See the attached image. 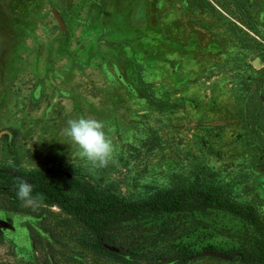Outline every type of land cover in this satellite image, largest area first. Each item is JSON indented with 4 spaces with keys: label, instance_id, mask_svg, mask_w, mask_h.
I'll use <instances>...</instances> for the list:
<instances>
[{
    "label": "rangeland",
    "instance_id": "rangeland-1",
    "mask_svg": "<svg viewBox=\"0 0 264 264\" xmlns=\"http://www.w3.org/2000/svg\"><path fill=\"white\" fill-rule=\"evenodd\" d=\"M260 96L264 0H0V168H57L126 200L217 188L264 220V133L249 109ZM81 117L104 125L105 168L63 132ZM0 217L17 229L0 228L2 264H246L202 249L242 253L258 235L218 209L170 215L124 256L58 205L0 190ZM182 246L200 254L178 260Z\"/></svg>",
    "mask_w": 264,
    "mask_h": 264
},
{
    "label": "trees",
    "instance_id": "trees-1",
    "mask_svg": "<svg viewBox=\"0 0 264 264\" xmlns=\"http://www.w3.org/2000/svg\"><path fill=\"white\" fill-rule=\"evenodd\" d=\"M251 105L249 109L251 107V112L257 115L259 127L264 133V96L256 98ZM0 173L7 178L0 183L2 193L20 201L16 195V185L21 179L27 181L33 185L32 195L38 197L36 201L58 205L77 217L95 236L94 245L104 251L132 256L138 248L135 244L143 240L141 232L138 233L142 225L165 216L193 215L218 209L239 216L256 229L258 235L251 238L241 251L242 261L246 264H264V220L254 207L231 199L217 188L176 186L145 199L126 200L113 193L103 194L94 189L91 183L72 178L57 168L31 172L0 168ZM170 225L168 219L160 230L168 232ZM108 245L117 247L119 251L111 250ZM205 250L216 249L208 246L202 249ZM178 252V260L200 254L188 246L180 247Z\"/></svg>",
    "mask_w": 264,
    "mask_h": 264
},
{
    "label": "clouds",
    "instance_id": "clouds-1",
    "mask_svg": "<svg viewBox=\"0 0 264 264\" xmlns=\"http://www.w3.org/2000/svg\"><path fill=\"white\" fill-rule=\"evenodd\" d=\"M63 132L77 146L82 159L98 168H105L109 165L114 147L101 121L84 117L69 119ZM16 189L17 198L26 206L38 199L32 195L33 185L25 180H19Z\"/></svg>",
    "mask_w": 264,
    "mask_h": 264
},
{
    "label": "water",
    "instance_id": "water-1",
    "mask_svg": "<svg viewBox=\"0 0 264 264\" xmlns=\"http://www.w3.org/2000/svg\"><path fill=\"white\" fill-rule=\"evenodd\" d=\"M255 64L259 65V62L255 63ZM0 228L4 229V230H10V231H13L14 233H17V229H16L15 224L11 223L10 221L3 219L1 217H0ZM108 247L114 251L119 250L115 246L108 245ZM202 255L220 257V258H224V259L231 260V261H240V260H242V257H243L242 253L228 254V253L218 252V251H214V250H207V251L203 252Z\"/></svg>",
    "mask_w": 264,
    "mask_h": 264
}]
</instances>
